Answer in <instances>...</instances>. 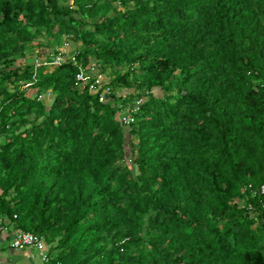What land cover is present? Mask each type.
Wrapping results in <instances>:
<instances>
[{"label":"trees","instance_id":"trees-1","mask_svg":"<svg viewBox=\"0 0 264 264\" xmlns=\"http://www.w3.org/2000/svg\"><path fill=\"white\" fill-rule=\"evenodd\" d=\"M263 186L264 0H0V225L54 263L264 264Z\"/></svg>","mask_w":264,"mask_h":264},{"label":"built area","instance_id":"built-area-1","mask_svg":"<svg viewBox=\"0 0 264 264\" xmlns=\"http://www.w3.org/2000/svg\"><path fill=\"white\" fill-rule=\"evenodd\" d=\"M73 61L77 63V56L75 50L73 52L58 51L53 59H40L35 58L32 64L35 68L43 66L52 67L61 64L64 61ZM96 66L94 64H89L86 67L79 64V71L76 74L77 84L81 87H85L86 83H90V89L92 91L98 90L103 86L102 74L97 73ZM110 93V87H105L102 91L100 100L104 101L107 94ZM123 97L127 94L124 91L119 92ZM141 100H137L134 103L129 104L126 109L121 113L120 118L124 124H130L136 120L134 113L139 110ZM264 187V186H263ZM3 234L10 236L11 246L15 249L22 250L26 248H32L39 258L38 264H66L62 261H57L54 263L53 255L50 253L49 245L43 238V236L33 233L31 231H26L22 228H12L8 224H3L0 227Z\"/></svg>","mask_w":264,"mask_h":264},{"label":"crops","instance_id":"crops-1","mask_svg":"<svg viewBox=\"0 0 264 264\" xmlns=\"http://www.w3.org/2000/svg\"><path fill=\"white\" fill-rule=\"evenodd\" d=\"M1 227V225H0ZM39 258L32 248L22 250L11 246L10 236L0 230V264H38Z\"/></svg>","mask_w":264,"mask_h":264},{"label":"rangeland","instance_id":"rangeland-1","mask_svg":"<svg viewBox=\"0 0 264 264\" xmlns=\"http://www.w3.org/2000/svg\"><path fill=\"white\" fill-rule=\"evenodd\" d=\"M42 40L44 42H48L50 44L49 47H46L45 49H43L44 53H46V54L49 52L53 53L55 49H58L59 51L73 52L77 48V46L79 45L74 40H72L68 37H63L59 41H55L53 38H49L48 41H45L44 39H42ZM37 50H38V48H35V50H31L32 54L27 59V62H31V63L34 62V60H35L34 57L38 55V53L36 52ZM40 51H42V50H40ZM124 69L126 70V68H124ZM95 72L102 74V80L104 83H106L112 79V75L110 74V72L108 73V71L104 72V71H101L100 69L96 68ZM124 92L126 93V91H124ZM161 93L162 92L157 89L156 94L161 95ZM127 162L129 164H131V158L130 157L127 159Z\"/></svg>","mask_w":264,"mask_h":264}]
</instances>
